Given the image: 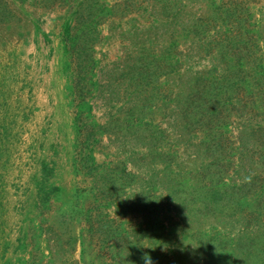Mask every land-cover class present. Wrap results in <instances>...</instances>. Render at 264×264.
Masks as SVG:
<instances>
[{"label": "rangeland", "instance_id": "obj_1", "mask_svg": "<svg viewBox=\"0 0 264 264\" xmlns=\"http://www.w3.org/2000/svg\"><path fill=\"white\" fill-rule=\"evenodd\" d=\"M0 264H264V0H0Z\"/></svg>", "mask_w": 264, "mask_h": 264}]
</instances>
